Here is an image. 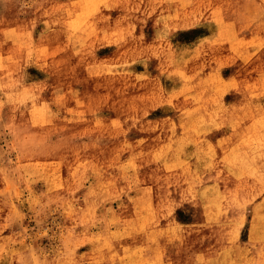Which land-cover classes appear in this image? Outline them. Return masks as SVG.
Wrapping results in <instances>:
<instances>
[{
	"label": "rangeland",
	"instance_id": "rangeland-1",
	"mask_svg": "<svg viewBox=\"0 0 264 264\" xmlns=\"http://www.w3.org/2000/svg\"><path fill=\"white\" fill-rule=\"evenodd\" d=\"M0 264H264V0H0Z\"/></svg>",
	"mask_w": 264,
	"mask_h": 264
}]
</instances>
